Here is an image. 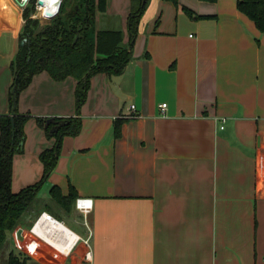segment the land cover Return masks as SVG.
<instances>
[{"label":"crops","instance_id":"obj_1","mask_svg":"<svg viewBox=\"0 0 264 264\" xmlns=\"http://www.w3.org/2000/svg\"><path fill=\"white\" fill-rule=\"evenodd\" d=\"M178 2L150 0L124 71L91 77L82 129L64 137L41 188L66 195L72 185L94 207L87 216L74 204L55 210L56 222L35 220L26 250L18 247L27 264H264V36L236 0ZM50 6L42 18L56 11ZM129 11L130 0H107L126 44ZM20 19L23 26L16 0H0V114L9 111ZM102 24L98 13L95 28ZM76 84L36 73L18 110L73 116ZM26 127L21 188L41 178L39 154L54 144L36 119Z\"/></svg>","mask_w":264,"mask_h":264},{"label":"trees","instance_id":"obj_2","mask_svg":"<svg viewBox=\"0 0 264 264\" xmlns=\"http://www.w3.org/2000/svg\"><path fill=\"white\" fill-rule=\"evenodd\" d=\"M36 1L31 0L23 9L24 24L19 33L18 49L10 63L9 111L0 114V249L8 233L26 217L25 230L17 242V247L23 251L27 248L28 228L42 212L48 211L60 220L52 204L39 197V190L58 165L64 137L76 136L82 129L80 112L88 96L91 77L100 72L109 76L121 74L132 59L139 24L150 3V0H130L127 17L129 40L126 44L120 19L106 13L107 0H62L58 13L42 26L39 18L33 17ZM167 1L179 4L178 0ZM236 5L264 36V0H236ZM57 8L50 6L49 11ZM98 13L103 24L96 29ZM42 71L54 80L76 79V113L69 117L34 116L45 135L54 139V144L39 154L43 167L41 178L15 192L12 189L14 156L24 150L25 124L32 116L19 112L18 100L33 76ZM49 118H52L51 122H48ZM127 119L122 116L114 120L115 138L120 136L122 123ZM48 193L49 199L67 211L78 197L72 185L66 195L57 185H52ZM7 264H27V257L11 251Z\"/></svg>","mask_w":264,"mask_h":264},{"label":"rangeland","instance_id":"obj_3","mask_svg":"<svg viewBox=\"0 0 264 264\" xmlns=\"http://www.w3.org/2000/svg\"><path fill=\"white\" fill-rule=\"evenodd\" d=\"M29 2H31V0ZM58 5H59V3H58ZM58 5H51V7H58ZM36 10H37V12H35L33 14V17L36 16L37 18H39L41 26L46 24V23H48L49 21H51V19L54 17L53 16L52 18L51 17L50 18L49 17L48 18H42V16L40 15V10H38V8H36ZM22 27L23 26H22V22H21V19H20V30L22 29ZM17 43H18V40L14 39V53L16 51ZM4 51L8 52L9 50H2L1 52H4ZM6 52L3 53L5 56L7 55ZM32 118L35 119L34 115H32L27 120V122L25 124V132H26L27 135H28V133L26 131V128H27L26 126L28 124V121L30 119H32ZM25 144H26V142H25ZM20 155H22V156H20ZM25 155H27L26 146H24V150H23L22 153H17L14 156L12 189L16 190V191H18L22 187V186H19L20 183L18 184V182H16V180H18V178H17L18 176H21L20 173H22V170L24 168V162H23L22 158L26 157ZM15 173H16V175H15ZM50 188H51V186H49V187H46V185L43 186V188H41V191L39 193V197L44 198L45 200L50 202L52 204V206L54 207V210L60 212V210H62V209L59 206H57V204L54 203L51 199L48 198V196H49L48 192H49ZM62 213L65 214L64 211H62ZM64 216H66V215H64ZM24 219L26 220L27 217L24 218ZM24 219H22V221L17 225V227L14 230H12V231H10L8 233V236H7L6 240H5L2 248L0 249V264H7L8 255H9V253L11 251H15L16 254H20V257H26V253L25 252H21V250L17 247V242L21 238L23 230H25ZM87 219L88 218L84 219V223L83 224H84V227L87 229L88 234H90L91 228H90L89 220H87Z\"/></svg>","mask_w":264,"mask_h":264},{"label":"built area","instance_id":"obj_4","mask_svg":"<svg viewBox=\"0 0 264 264\" xmlns=\"http://www.w3.org/2000/svg\"><path fill=\"white\" fill-rule=\"evenodd\" d=\"M30 0H26V4L24 6H21L22 9H24L27 4L29 3ZM36 8H38V10H40L41 6L37 5V1H36ZM37 12V10H36ZM36 17V16H35ZM166 103H162L161 107L162 109L166 108ZM127 117L129 118H133L135 116H137V112H136V107L134 104H131L130 107H129V112L128 114H126ZM222 122H225V119L222 118ZM221 127H224L223 125ZM75 207L82 213L84 214L85 216H87L88 213H90L94 207V202H93V199L91 197H84V196H79L76 198L75 200ZM51 220V219H55L53 217V215H51L50 213H47V212H43L37 219H36V222H35V225H37L39 222L40 224H42V220ZM57 220V219H55ZM45 226V225H43ZM87 246H88V252L86 254V258L88 260V262L91 263V260H92V252H91V249H90V244H89V239L85 240Z\"/></svg>","mask_w":264,"mask_h":264},{"label":"bare ground","instance_id":"obj_5","mask_svg":"<svg viewBox=\"0 0 264 264\" xmlns=\"http://www.w3.org/2000/svg\"><path fill=\"white\" fill-rule=\"evenodd\" d=\"M59 1L60 0H44V4L41 6V7H45V6H50V5H58V3H59ZM46 220V219H45ZM48 221H51V222H56V220L55 219H51V220H48ZM43 225H45V226H43ZM43 228H42V226H40L41 228V230L42 229H44L45 227H46V224H44L43 223ZM48 226V225H47ZM49 235V234H48ZM47 236V235H46ZM58 240L60 241V243L61 244H63L64 245V243L66 242V241H64V240H66L65 238H63V237H59L58 238Z\"/></svg>","mask_w":264,"mask_h":264},{"label":"water","instance_id":"obj_6","mask_svg":"<svg viewBox=\"0 0 264 264\" xmlns=\"http://www.w3.org/2000/svg\"><path fill=\"white\" fill-rule=\"evenodd\" d=\"M16 2L20 6H24L26 4V0H16ZM61 2H62V0H60V2H59L57 10L53 14H49V18L50 17L52 18L53 16H55L58 13L60 6H61ZM43 4H44V0H37V5L42 6ZM77 37H78V35H77ZM77 37H76V39H77ZM76 39H75V41H76ZM51 121H52V118H49L48 122H51Z\"/></svg>","mask_w":264,"mask_h":264}]
</instances>
